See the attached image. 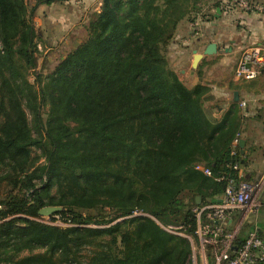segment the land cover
Masks as SVG:
<instances>
[{"label":"trees","instance_id":"obj_1","mask_svg":"<svg viewBox=\"0 0 264 264\" xmlns=\"http://www.w3.org/2000/svg\"><path fill=\"white\" fill-rule=\"evenodd\" d=\"M200 1L102 0L86 41L32 85L33 10L0 0V187L11 188L0 199V264H82L84 247L92 264L191 261L189 240L162 227L194 235L197 199L221 196L236 176L229 166L244 164L231 155L237 110L208 117L209 89L185 86L164 55ZM45 207H61L51 220L66 226L40 222Z\"/></svg>","mask_w":264,"mask_h":264},{"label":"rangeland","instance_id":"obj_2","mask_svg":"<svg viewBox=\"0 0 264 264\" xmlns=\"http://www.w3.org/2000/svg\"><path fill=\"white\" fill-rule=\"evenodd\" d=\"M26 1L31 11V9L33 10V8L35 7L38 0ZM84 2V0H65L55 2L51 5H46L48 7L45 11L40 10L41 5L37 6L35 10H33L34 15L32 16V21L37 36L35 39V43L37 46V53L35 57L38 67L34 71L29 72L28 81L32 85L36 84L37 76L46 77L47 75L51 74L54 69L59 65V63L69 53L75 50L88 38L87 26L89 22L94 18V16L97 13H100L102 1L101 5L99 6V9H97L98 5L96 6L94 4L89 10L86 9V6H84L86 4H84ZM215 4L216 0L200 1L198 4V9L195 12L191 13L188 18L182 20L179 23L173 38L164 47V55L169 63V66L177 74V76L184 83L185 86L190 88L192 86V83L198 81L199 84H202L203 86H206L209 89L208 94L204 98V109L206 113L211 116L221 112L222 103L217 101L214 96H212V91L210 89L211 87L209 85H211L212 83H216L226 77L235 78V68L238 59L237 57L239 56L240 51L237 49L238 47H235L237 52H230L229 49H234V47H231L228 41L222 42L221 44L225 43V46L222 47L216 54L212 56H206V58L204 57L199 62V65L196 69L192 68V63L194 59L193 51L203 49V47L199 43L202 38V31H208L210 27L212 29L214 28L211 26L210 23L215 24V17L218 14L216 13ZM79 5L81 8H75V6ZM232 10L234 9H231V11ZM63 12L65 13V15L69 14L71 16V28L67 29V32L56 31V33V29H54L52 25L49 26L45 24V19H48L51 15H54V17L60 16L59 14H62ZM40 22H42L41 25ZM198 53L202 54L201 51H198ZM24 108L27 112L30 126L35 132V123L33 115L25 103ZM236 110L239 114L240 109L237 107ZM47 112L48 108H43L41 111L44 119L47 118ZM209 115L208 117H210ZM34 156H40V152L36 151L34 153ZM43 161L44 160L42 159V162ZM1 174L2 173H0V175ZM10 190L11 188L7 183H5V185H2L0 187V199L5 197L7 193L10 192ZM126 219L127 218L117 220L114 224L122 222ZM89 227L105 229L108 226ZM162 228L167 233H171L172 235L183 236L185 234L183 232H175L168 227ZM172 240L176 241L174 244L176 245V248L180 249V245H182L181 240ZM92 249V247H84L77 254V260L82 262V264H92ZM38 252H43V250H35L34 253ZM24 255H28V253L26 252ZM191 258L192 257H190V259ZM188 264H191V261L188 262Z\"/></svg>","mask_w":264,"mask_h":264},{"label":"built area","instance_id":"obj_3","mask_svg":"<svg viewBox=\"0 0 264 264\" xmlns=\"http://www.w3.org/2000/svg\"><path fill=\"white\" fill-rule=\"evenodd\" d=\"M231 6L242 12L264 14V4L254 0H230ZM263 74L264 46H245L236 63L235 78L247 82ZM241 139L238 133L231 145V155L236 159L240 157ZM229 168L236 176L227 179L224 193L192 209L195 233L183 235L191 245V264H264V238L255 222L257 214L264 211V172L257 181L248 183L239 161ZM196 169L207 177L213 176L210 169L202 166ZM55 218L58 220L52 221L51 217L38 220L48 225L66 226L60 223V217ZM2 222L0 219V224Z\"/></svg>","mask_w":264,"mask_h":264},{"label":"crops","instance_id":"obj_4","mask_svg":"<svg viewBox=\"0 0 264 264\" xmlns=\"http://www.w3.org/2000/svg\"><path fill=\"white\" fill-rule=\"evenodd\" d=\"M84 1V4L86 3L84 6L89 10L94 4L98 5L97 9H99L102 0ZM254 1L264 4V0ZM216 2H221V8H216V13L217 9H220L221 13L216 15L215 24L210 23L214 27L213 29L210 27L208 31H202V38L199 43L203 49L196 51H201L203 54L207 46L212 43L218 45L219 51L225 46V43H221L226 41L231 47H234V49H229L230 52L236 53L235 47H238L237 49L240 50L239 55L245 46H264V14L235 10L232 6L230 7V0H216ZM47 7L46 5H41L40 10L45 11ZM75 8L81 7L79 5L75 6ZM231 9L234 10L231 11ZM59 15L55 17L51 15L48 19H45V24L52 25L56 29L55 32L66 31L71 28V16L69 14L65 15L64 12ZM41 24L42 22H40ZM198 84V81L192 83L190 88ZM209 86L211 87L212 96L222 103L220 113L212 116L207 113L210 118L220 121L232 109L236 110L237 107L240 109L241 126L239 133L242 135L241 140L245 141L244 150L241 149V154L244 151V154H242L244 161L243 172L245 180L248 183H253L264 172V74L253 81L247 82L226 77ZM235 93H238V101L235 100ZM243 103H245L244 106H242ZM255 222L259 227L261 236L264 238L263 210L257 214Z\"/></svg>","mask_w":264,"mask_h":264},{"label":"water","instance_id":"obj_5","mask_svg":"<svg viewBox=\"0 0 264 264\" xmlns=\"http://www.w3.org/2000/svg\"><path fill=\"white\" fill-rule=\"evenodd\" d=\"M217 13H221L220 9H217ZM218 45L216 43H212L207 46L203 54H199L198 51H194V59L192 63V68L196 69L199 65V62L206 56H212L218 52ZM235 100L238 101V93H235ZM240 147L242 150H244L245 147V141L241 140ZM244 154V151H242ZM201 204V199H197V205ZM62 211L61 207H45L39 211L40 217H52Z\"/></svg>","mask_w":264,"mask_h":264}]
</instances>
